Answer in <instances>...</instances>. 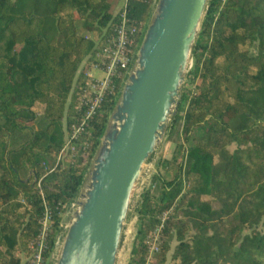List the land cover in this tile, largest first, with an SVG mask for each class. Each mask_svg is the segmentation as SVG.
<instances>
[{"label":"trees","instance_id":"obj_1","mask_svg":"<svg viewBox=\"0 0 264 264\" xmlns=\"http://www.w3.org/2000/svg\"><path fill=\"white\" fill-rule=\"evenodd\" d=\"M156 1L130 2L137 43ZM120 3L0 0V264H22L46 206L54 246L66 208L78 197L122 88L117 80L115 94L90 123L88 152L56 165L73 122L79 70L97 46L78 23L105 36ZM192 59L190 88L173 119L183 122L181 137L173 157L161 162L170 174L158 172L144 194L128 264L145 263L148 236L170 209L155 264H264L258 229L264 218V0H209ZM37 106L44 109L40 119Z\"/></svg>","mask_w":264,"mask_h":264},{"label":"water","instance_id":"obj_2","mask_svg":"<svg viewBox=\"0 0 264 264\" xmlns=\"http://www.w3.org/2000/svg\"><path fill=\"white\" fill-rule=\"evenodd\" d=\"M209 0H158L56 264H117L132 199L180 105Z\"/></svg>","mask_w":264,"mask_h":264},{"label":"built area","instance_id":"obj_3","mask_svg":"<svg viewBox=\"0 0 264 264\" xmlns=\"http://www.w3.org/2000/svg\"><path fill=\"white\" fill-rule=\"evenodd\" d=\"M131 1L133 0L122 1L117 12L116 21L113 23L112 31L109 34L102 37L97 35L96 38H91L97 44L96 50L83 62L79 70L80 74L83 71V80L77 88L75 100L72 102L74 113L72 117L73 122L66 131L63 148L55 157L56 165L73 164L78 159L80 152H84V154L88 152L91 143L86 137L91 134L90 123L105 103L109 101V98L115 94L116 81L119 80L122 86H124L133 70L142 41L137 43L140 28L130 16ZM141 40H143V36ZM192 66L193 60L190 63V68ZM97 72H101L102 77L98 78L95 75ZM93 159L94 156L91 158L89 166ZM151 160L145 165L142 176L135 188L131 211L133 206L136 209L141 208L145 192L153 187V177L157 174V170L156 160ZM54 169L55 166L46 167L47 172H52ZM43 178L44 175L39 181V186ZM135 193L137 197L136 205L134 204ZM77 198L69 205L73 211L76 208ZM172 213L173 209H170L162 212L158 216L159 222L148 236L149 251L144 264H155L156 257L161 250L163 233ZM52 216L51 210L46 206L45 214L40 222L39 234L30 244L29 255H22V264L57 263L59 251L63 243L64 228L63 222H61L60 230L54 240V246H51V234L53 232ZM127 226L124 231L122 243L127 235ZM137 235L138 231L133 237V249ZM127 240L128 238L126 237L124 242ZM122 248L123 246L121 244L117 264H119ZM133 249L129 248L130 253L133 252ZM131 257L132 254L125 260L126 264L130 262Z\"/></svg>","mask_w":264,"mask_h":264},{"label":"rangeland","instance_id":"obj_4","mask_svg":"<svg viewBox=\"0 0 264 264\" xmlns=\"http://www.w3.org/2000/svg\"><path fill=\"white\" fill-rule=\"evenodd\" d=\"M122 1L123 0H121V3L118 6V8L116 9L115 13L118 12V10H119V8H120V6L122 4ZM155 7H154V10H155ZM154 10H153V13H154ZM153 13H152V16H153ZM152 16H151V18H152ZM78 29H79V31H80L81 34L86 35L89 38H96L97 35L98 36L100 35V34H97V33H96L97 34L96 35L95 33L86 31L85 28H84V25H83V21H79V23H78ZM190 70H191V68L189 67L188 73H189ZM188 73H187V76H188ZM95 75L98 78L102 77V73L101 72H97ZM197 83H198V81H197ZM124 86H125V84H124ZM124 86H122V88H121V91H120V94H119V98L122 95V92L124 91ZM187 86H188V78L186 77V81H185V84L183 86V90ZM194 86H196V85H194ZM187 88H190V86L187 87ZM35 110L37 112L38 118L39 119L42 118L43 112H44L43 111L44 110L43 107L37 106L35 108ZM177 112H178V109H177ZM64 122H65V125H66L67 120L65 119ZM173 124H175V125L173 127V131L171 132V128H172ZM182 124H183L182 120H178L175 123L172 120L171 127H170L169 131L167 132L166 137L164 138L162 144L160 145L159 149L157 150V152H156V154H155V156L153 158V159L156 160V170H157V173L158 172H161L162 174H166L167 173V171L162 167L161 162L163 161V159H171L173 157L174 152H175L174 151L175 150V143L181 137V134L179 135V133L182 130ZM236 148H237V145L236 144H233V145H231L229 147V149L232 152ZM153 159L151 161H153ZM89 168H90V166H89ZM168 174H170V171L167 173V175ZM154 177H153V182H152L153 183V186H154ZM82 188H83V186L81 187V189ZM155 192H158V188H156ZM203 197L204 198H209L208 196H203ZM136 202H137V197H136V193H135L134 204ZM214 202H215L214 205H215L216 208L220 206V203L218 201H214ZM72 216H73V209L70 206H68L66 208V211H65V213L63 215V218H62L63 228H64V237H63V240H64V238L66 236L68 227L70 226V224L72 222V219H73ZM139 225H140L139 209L138 208L136 209V207L134 208V206H133L132 207V211L130 212L129 220H128L127 235L125 236V239L127 237L128 240L126 242H124L125 239L123 240V243H122L123 248L121 249V255H120V259H119V264H126V261L125 260L132 254V253H130L129 248L130 249H133V237L135 236L136 232L139 230ZM258 229L264 232V218L261 221ZM250 232H251V230L249 228H246L244 230L243 234H249ZM162 241H163V239H162ZM170 244H171V251L167 255L168 262H170L172 260V255L174 253V250H175L178 242L174 238L170 242ZM156 262H157V260H156Z\"/></svg>","mask_w":264,"mask_h":264}]
</instances>
